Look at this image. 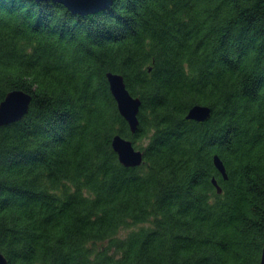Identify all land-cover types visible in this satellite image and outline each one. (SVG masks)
<instances>
[{
  "label": "trees",
  "instance_id": "obj_1",
  "mask_svg": "<svg viewBox=\"0 0 264 264\" xmlns=\"http://www.w3.org/2000/svg\"><path fill=\"white\" fill-rule=\"evenodd\" d=\"M108 72L141 100L135 133ZM13 90L32 99L0 126L9 264H260L264 0H113L87 15L0 0V103ZM195 105L210 116L187 119ZM116 135L140 165L120 162Z\"/></svg>",
  "mask_w": 264,
  "mask_h": 264
},
{
  "label": "water",
  "instance_id": "obj_2",
  "mask_svg": "<svg viewBox=\"0 0 264 264\" xmlns=\"http://www.w3.org/2000/svg\"><path fill=\"white\" fill-rule=\"evenodd\" d=\"M42 1V0H37ZM61 3L67 7L72 13L87 15L93 14L100 10L110 7L113 0H51ZM107 79L110 90L117 102L120 114L128 122L131 132L135 133L139 129V110L141 100L130 94L126 87L124 78L120 74L112 72L107 73ZM32 96L22 90L10 91L5 99L0 103V126L18 121L28 112ZM211 109L208 106H193L186 118L197 121H204L210 116ZM112 145L118 153L120 162L125 166H137L143 161V153L136 150L133 142L129 139L116 135L113 138ZM214 164L224 179H228L225 164L221 157L216 154L213 158ZM214 185L219 193L222 192L217 180L213 179ZM0 264H9L5 255L0 251ZM260 264H264V248L262 251Z\"/></svg>",
  "mask_w": 264,
  "mask_h": 264
},
{
  "label": "rangeland",
  "instance_id": "obj_3",
  "mask_svg": "<svg viewBox=\"0 0 264 264\" xmlns=\"http://www.w3.org/2000/svg\"><path fill=\"white\" fill-rule=\"evenodd\" d=\"M147 142V138H145V139H142L141 141H140V143H142V144H145ZM126 233V232H125ZM125 233H122V235H124Z\"/></svg>",
  "mask_w": 264,
  "mask_h": 264
}]
</instances>
